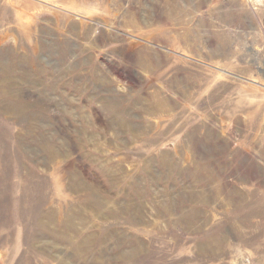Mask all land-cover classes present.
Segmentation results:
<instances>
[{
    "label": "rangeland",
    "instance_id": "374dc122",
    "mask_svg": "<svg viewBox=\"0 0 264 264\" xmlns=\"http://www.w3.org/2000/svg\"><path fill=\"white\" fill-rule=\"evenodd\" d=\"M0 264H264V0H0Z\"/></svg>",
    "mask_w": 264,
    "mask_h": 264
}]
</instances>
